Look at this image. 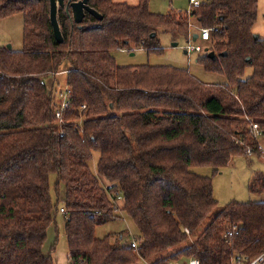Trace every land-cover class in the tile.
I'll list each match as a JSON object with an SVG mask.
<instances>
[{
    "label": "trees",
    "instance_id": "obj_1",
    "mask_svg": "<svg viewBox=\"0 0 264 264\" xmlns=\"http://www.w3.org/2000/svg\"><path fill=\"white\" fill-rule=\"evenodd\" d=\"M89 2L103 18L88 14L79 26L59 19L58 42L50 0H0V18L23 14V48L0 46V264H56L58 229L49 239L62 207L71 264H247L264 252V200H231L198 233L219 203L212 178L193 168L220 173L236 156L249 157L247 146L261 157L251 131L258 123L264 142V38L253 32L259 0H202L168 14L151 12L148 0ZM193 18L213 28L206 48L216 53L204 51L198 62L226 83L170 65L116 62V49L162 52L160 28L188 40ZM62 70L73 102L65 119L84 115L82 131L55 116ZM53 79V90L41 82ZM248 189L264 195L263 171ZM116 215L138 227L137 249L112 234L96 237ZM234 225L239 233L226 236Z\"/></svg>",
    "mask_w": 264,
    "mask_h": 264
},
{
    "label": "rangeland",
    "instance_id": "obj_2",
    "mask_svg": "<svg viewBox=\"0 0 264 264\" xmlns=\"http://www.w3.org/2000/svg\"><path fill=\"white\" fill-rule=\"evenodd\" d=\"M118 2H127L130 5L139 4V0H115ZM149 9L154 13L168 14L170 12H187L191 9L190 0H148ZM193 27L192 32L199 33L200 27L196 18L192 19ZM199 24V25H198ZM254 33L264 38V0H259V16L253 29ZM158 38L160 40V46L162 52L149 53L144 47H134L132 50L128 49H116L112 51L116 62L119 65H170L179 68L188 69L193 75L197 76L200 80L207 83H226L228 80L225 75L205 70L203 65L198 62L199 55L203 54L206 45H209V41L197 40L194 45H201L203 52L193 51L185 53L188 40L180 37L175 40L174 37L165 32L163 29H158ZM178 42L177 46L174 43ZM12 45L14 50H21L23 48V14L16 13L8 17L0 18V46ZM253 72L252 67H248L244 73V77L251 75ZM66 75L63 74L59 77V84L57 87L61 96L66 91ZM262 144L264 145L263 140ZM236 156L232 162L222 168L220 173L214 174L213 169L209 166L194 167L193 170L200 174L209 176L213 181V194L217 199L219 205L218 208L210 214L198 230L200 233L209 222L215 217L217 212L231 200L238 202L259 201L264 200V195L259 196L253 194L248 189L249 179L254 173L264 172V157L256 155ZM92 162V167L96 171V161L99 154L96 152ZM103 179V178H102ZM56 176L51 175V186L53 188ZM103 183L106 181L103 179ZM119 206L123 204L122 200L118 201ZM123 213V212H122ZM118 213V214H122ZM124 214V213H123ZM58 229V241L57 250L55 252L56 264H71L69 261V246L67 242L66 233L64 230V216L61 212L58 213L56 223L52 225L50 232V241H53L56 237V230ZM139 233L138 227L134 221L124 215L120 217L116 215L114 218L107 220L101 225L97 226L95 234L98 238H103L108 234H112L117 237L122 244H129ZM190 241H193L195 237H191ZM185 245V244H183ZM146 260H142L138 264H147Z\"/></svg>",
    "mask_w": 264,
    "mask_h": 264
},
{
    "label": "built area",
    "instance_id": "obj_3",
    "mask_svg": "<svg viewBox=\"0 0 264 264\" xmlns=\"http://www.w3.org/2000/svg\"><path fill=\"white\" fill-rule=\"evenodd\" d=\"M191 3V9L195 8V7H199L202 3V0H190ZM191 9L188 10V12H191ZM191 28L193 27V24L190 23ZM199 28V37L197 40L201 39L203 41H208L210 39V34L211 31L213 30L210 28H202V27H198ZM192 30V29H191ZM190 30V34H189V38H188V44L186 45V51L187 53L189 52H193V51H200L203 52V47L201 45H194V43L197 41L193 40V34L194 32H192ZM196 33V32H195ZM67 70H62L60 72H58L57 74H63L66 73ZM42 84H46L48 86V88L50 90H53L54 87V83L55 80H42L41 81ZM61 92L58 91V101H57V106L55 109V116L58 120V124H66L68 122H74L76 125V128H79L82 131V122L84 120V115L80 114L79 118H77L76 120H72V119H65V115L66 113H68L72 108H73V102L71 99V89L67 86L66 87V91L65 94H63L61 96ZM86 109V104H83L81 107V111ZM251 131L253 136L257 139L258 141V149L261 152L262 157H264V145L262 144V138H263V130L260 128L258 123H253L252 127H251ZM246 152L249 155H256V149L252 148L251 146H247ZM122 200V197L119 196L117 200H115V206L117 210H120V206L118 204V201ZM67 211L64 207L61 208V213L65 214ZM186 233L190 234V230L188 228L185 229ZM238 228L236 225H234L233 229L231 231H229L226 236H232L235 234H238ZM130 245L134 248H138V242L136 240V238L130 242ZM148 262V261H147ZM147 264H151L150 262ZM164 264H202L201 260L197 257H189V258H181V259H177V260H168L166 263ZM233 264H244L240 261L237 262H233ZM247 264H264V252L262 254H260L259 256H257L256 258H254L253 260H251L250 262H248Z\"/></svg>",
    "mask_w": 264,
    "mask_h": 264
},
{
    "label": "water",
    "instance_id": "obj_4",
    "mask_svg": "<svg viewBox=\"0 0 264 264\" xmlns=\"http://www.w3.org/2000/svg\"><path fill=\"white\" fill-rule=\"evenodd\" d=\"M64 6H65V0H50V20H51L54 35L56 39L58 40V42L64 41V34L62 31V26L59 21V10L61 7H64ZM71 7H72V17L76 23H81L83 21L86 15V12L92 14L94 17H96L99 20L103 18V15L97 9L89 5L88 0H78L76 2H73L71 4ZM66 10L69 13V8H67ZM152 36L155 37L156 33H153ZM198 37H199V33L196 32L193 34L194 41H196ZM254 37L259 38L260 35L257 33H254ZM177 45H178V42H175L174 46H177ZM7 47L11 49L12 45L9 44ZM205 51L206 52L208 51V55L212 59H216V53L214 51H209L208 48H206ZM184 52L187 53L186 50ZM226 54L227 53L225 52L224 55Z\"/></svg>",
    "mask_w": 264,
    "mask_h": 264
},
{
    "label": "flooded vegetation",
    "instance_id": "obj_5",
    "mask_svg": "<svg viewBox=\"0 0 264 264\" xmlns=\"http://www.w3.org/2000/svg\"><path fill=\"white\" fill-rule=\"evenodd\" d=\"M76 1H78V0H65V6H64V7H61L60 10H59V19L65 21V20L68 18V19L71 20V24H72V25L77 24V25L79 26V25H81V23H82L83 21H82L81 23H76V22L73 20V17H72V7H71V4H72L73 2H76ZM88 3H89V5H90L89 0H88ZM90 6H91V5H90ZM67 8H69V13H70V14L67 12V10H66ZM64 14H65V16H64ZM88 14H90V13L86 12L85 17H86ZM85 17H84V19H85ZM84 19H83V20H84Z\"/></svg>",
    "mask_w": 264,
    "mask_h": 264
},
{
    "label": "crops",
    "instance_id": "obj_6",
    "mask_svg": "<svg viewBox=\"0 0 264 264\" xmlns=\"http://www.w3.org/2000/svg\"><path fill=\"white\" fill-rule=\"evenodd\" d=\"M53 257H54V260H55V263H56L57 261H56L55 253L53 254Z\"/></svg>",
    "mask_w": 264,
    "mask_h": 264
}]
</instances>
